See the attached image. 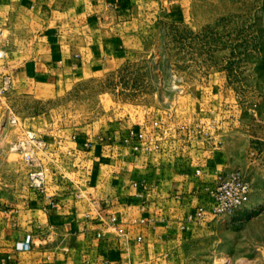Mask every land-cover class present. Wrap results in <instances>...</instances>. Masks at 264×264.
Segmentation results:
<instances>
[{"label": "crops", "instance_id": "crops-1", "mask_svg": "<svg viewBox=\"0 0 264 264\" xmlns=\"http://www.w3.org/2000/svg\"><path fill=\"white\" fill-rule=\"evenodd\" d=\"M149 4L0 0V79L52 86L123 62L141 44L149 13L142 9ZM207 89L190 99L184 131L177 109L174 120L157 109L161 126L139 150L134 140H122L125 122L99 135L87 128L44 135L38 126L34 140L44 138L52 156L67 159L85 192L33 188L0 205V264H188L187 242L201 223L189 216L207 202L206 186L233 170L236 140L248 132L245 109L227 80ZM151 116L130 125L144 129ZM27 239L32 248L16 251Z\"/></svg>", "mask_w": 264, "mask_h": 264}, {"label": "rangeland", "instance_id": "rangeland-1", "mask_svg": "<svg viewBox=\"0 0 264 264\" xmlns=\"http://www.w3.org/2000/svg\"><path fill=\"white\" fill-rule=\"evenodd\" d=\"M151 1L142 9L149 13L141 44L123 62L52 86L0 79V205L37 188L33 174L39 171L43 192L51 186L85 192L82 175L65 157L52 156L44 138H30L38 126L44 135L86 128L99 135L125 122L124 141L134 130L132 120L153 116L139 130L146 138L158 129L155 121L161 126L157 109L170 120L177 109L184 131L190 99L223 78L245 109L248 130L236 140L231 169L243 173L252 195L240 211L201 221L187 242L188 264H264V0Z\"/></svg>", "mask_w": 264, "mask_h": 264}, {"label": "built area", "instance_id": "built-area-1", "mask_svg": "<svg viewBox=\"0 0 264 264\" xmlns=\"http://www.w3.org/2000/svg\"><path fill=\"white\" fill-rule=\"evenodd\" d=\"M153 126L156 128L160 127L157 121L154 122ZM204 127L205 123L199 122L200 133L204 132ZM30 138L34 140L35 136L31 135ZM132 140L135 141L134 148L139 150L140 146L138 143L145 140L144 132L132 130L130 137L124 141L130 142ZM147 150H149L148 147ZM198 173H200L199 170ZM33 176V184L37 188L42 189L45 180L43 171H39ZM206 194L208 196L207 202L197 207L195 212L189 216L191 220L201 222L209 216L229 215L240 211L251 200L252 186L240 170H235L207 185ZM31 248L32 242L30 239L20 241L15 246L16 251H24Z\"/></svg>", "mask_w": 264, "mask_h": 264}]
</instances>
